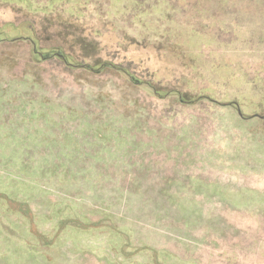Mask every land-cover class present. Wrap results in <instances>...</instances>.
Here are the masks:
<instances>
[{
  "label": "rangeland",
  "instance_id": "obj_1",
  "mask_svg": "<svg viewBox=\"0 0 264 264\" xmlns=\"http://www.w3.org/2000/svg\"><path fill=\"white\" fill-rule=\"evenodd\" d=\"M0 264H264V0H0Z\"/></svg>",
  "mask_w": 264,
  "mask_h": 264
}]
</instances>
